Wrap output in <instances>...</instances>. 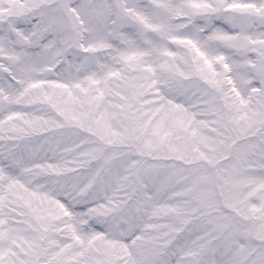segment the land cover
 I'll return each instance as SVG.
<instances>
[{"label": "snow or ice", "instance_id": "obj_1", "mask_svg": "<svg viewBox=\"0 0 264 264\" xmlns=\"http://www.w3.org/2000/svg\"><path fill=\"white\" fill-rule=\"evenodd\" d=\"M0 264H264V0H0Z\"/></svg>", "mask_w": 264, "mask_h": 264}]
</instances>
